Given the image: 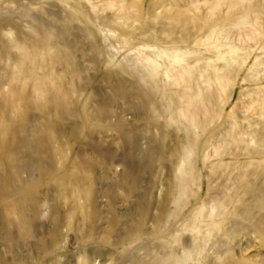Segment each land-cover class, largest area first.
Listing matches in <instances>:
<instances>
[{"label": "rangeland", "instance_id": "rangeland-1", "mask_svg": "<svg viewBox=\"0 0 264 264\" xmlns=\"http://www.w3.org/2000/svg\"><path fill=\"white\" fill-rule=\"evenodd\" d=\"M65 1L0 0L4 42L0 101L8 98L6 107L10 100L16 104L7 116L21 128L10 151L18 155L10 159L18 176L7 178L0 171V264H80L82 258L88 264H176L168 257L171 253L181 258L178 264H264V151L258 150L249 133L245 135L254 130L264 134V116L258 114L264 102V66L258 65L264 62V36L258 44L246 36L254 26L264 34V0H225L227 5L222 0H112L113 8L110 0H91L96 9L89 0H76L95 20L89 26L80 12L72 11L71 17ZM121 8L125 12L137 8L140 23L133 20L127 27L116 23ZM166 11L191 19L197 16L199 21L188 22V32L176 28L175 42L161 46L149 36H164V27L152 18L163 17ZM212 13L219 18L215 26L226 31L230 44L243 47L246 61L237 66L224 91L202 75L208 65L224 67V61L195 40L197 28L205 27ZM33 25L51 26L65 34L61 49L67 62L56 71L64 107L50 111L52 123L45 115L54 103L42 108L45 99L37 100L33 84L13 78L18 72L15 40L24 39ZM208 27L197 39L214 25ZM95 30L100 52L89 35ZM172 48L188 51L187 63L199 70L191 90L175 86L170 90L180 96L178 100L182 93L210 96L208 109H214L207 131L200 132L189 156L195 182L180 207L170 199L169 189L181 175V131L147 108L133 78L125 73L119 77L108 68L141 53ZM161 78L170 81L164 73ZM31 97L32 103L23 108ZM38 125L50 128V149L40 141L43 130L35 133ZM236 125L246 143L228 141L214 154L207 144L210 133L216 131L213 143L220 144L221 132L235 131ZM77 188L85 194L73 201ZM221 202L225 211L212 213ZM76 207L81 209L73 216ZM191 218L198 219L192 228ZM212 223L221 230L211 235ZM197 241L204 248L202 256L185 260L184 254Z\"/></svg>", "mask_w": 264, "mask_h": 264}, {"label": "bare ground", "instance_id": "bare-ground-1", "mask_svg": "<svg viewBox=\"0 0 264 264\" xmlns=\"http://www.w3.org/2000/svg\"><path fill=\"white\" fill-rule=\"evenodd\" d=\"M65 2L67 3L64 6L69 10L71 9V12L78 11L82 14V17L84 18L86 23L85 26H89L90 24L94 23L95 20L92 16L90 17L87 8L79 5L76 0H66ZM206 2L208 3L209 0H206ZM223 3L227 5V2H225V0H222V4ZM89 4L90 6H92V9H96L91 0H89ZM108 5L109 7L113 8L114 1L110 0ZM215 7H218V5H215L214 7L212 6L211 9H217ZM71 12L70 15L71 17H73V12ZM114 18L116 23L120 22L122 27H127L128 23L133 20V22L137 23L141 21V13L137 8L131 12H125L124 9L121 8L118 15H116ZM152 19L153 21L161 23V26H163L166 30L164 36L161 39H158L157 37L154 38V36H149V40L151 42L159 44L161 46L165 45V41L175 42L173 38V31L176 28L181 27L182 30L187 31L188 22H192L194 24L199 21V18L197 16L191 19L188 18L184 13L174 15L169 11H166L163 17H153ZM218 20L219 18L216 14H209L208 18L206 19L207 25L204 24L205 27H200L201 29L196 27L198 31H196L197 33L195 34V40H197V43L205 45L206 48L210 49L209 51L215 52L218 60L224 61V67H217L213 64L208 65L205 68L204 73H201L204 77H206L205 79L210 84H216L220 87V90L224 91L231 81V75L234 71L237 70V68H239L237 66L242 63L244 64L246 61L245 56L241 54L243 47L241 48L238 45L230 44V37L226 33V31L223 28L215 26ZM226 21H224V23ZM210 23L212 25H210ZM239 23H241V21ZM213 25V30H209L210 32L205 33L203 37L197 39V36H199L200 33L206 31L208 26ZM258 27L259 26H254L253 28H250L249 32H247L246 34L249 39H253V41L257 44L263 40L264 36V34L260 32ZM30 28L31 32L26 34L24 39L15 40V42H17V47L19 50L15 59V65L18 68V72L14 74L13 78L14 80H18L20 82L28 83L29 81L33 84L32 86L34 92H36L37 94V100L39 98L45 99V104L42 105V108H44V106L49 102L54 103L53 107L48 109V112L45 115L46 122L52 123L54 120V115L50 111L60 110L64 107V105L61 103L62 85L59 81L61 76L56 71L58 70V68L63 66L64 62L67 60V56L61 49V45L63 43L61 40H63L65 34L57 33L56 29L52 28L51 26L33 25ZM89 35L97 45V51L100 52L101 46L99 32H97L96 30L91 31ZM239 36L241 38V34ZM182 38L180 39V41H182V43H186V40ZM3 44L4 42L0 38L1 51H3L4 48ZM262 51H264V46ZM187 52L188 51L173 48L171 50L158 49L154 54L141 53L136 58H127L120 63L119 67L116 68L111 67V65L108 64V68L111 73H116L119 75V77H122L119 73H125L127 76L133 78L136 86L139 88L142 96L144 97L147 108L151 112L156 113L155 115L163 117L168 121L174 123L177 126V129H179L183 135V139L180 142V154H178L180 155L179 158L181 166L179 167V171L181 172V175L176 177L175 186H173L172 189H169L170 199H173L176 206L179 207L181 206L182 199L188 197V195L192 193L191 186H193L195 182V173L190 165L191 159L189 158V156L195 150L196 144L198 143V140L201 136L200 132L207 131L208 126L211 123L209 120V116L211 118V115L214 111V109L211 107L208 109V106L210 104V96L202 95L200 93L195 95H192L191 93H182L184 97H181L180 100H178L177 98H179L180 96L178 95L179 97L177 96L176 98L177 94L170 90L172 86L183 87V89L185 90H191L192 88L191 83L192 81L194 83V74L197 72V70H199V68L197 67L198 65L192 67L187 63V56L189 54V52ZM158 58H162L163 62H159ZM111 60L114 61V57H112ZM197 63L199 64L198 61ZM231 65H233V68L231 67ZM258 65L264 66V62H259ZM117 68L118 70H116ZM220 68L221 70L218 72ZM161 73L167 75L170 81L166 82L165 80H163L161 78ZM2 86V82H0V93ZM197 88L199 89V87ZM11 90L15 96H20V93L17 92L16 89L12 88ZM208 92L210 93V91ZM212 93L215 94V92ZM32 98L33 97L28 98V103L25 101V103L23 104V108L26 109L32 103V101H30ZM5 100H8V98H4L0 101V107L4 111L3 115L0 114V116H2L0 117V120H2L0 121V171H3L7 178L8 175H10L14 179V175L18 176L19 172H15V167L10 165V159H18V155L13 152L11 153L10 151L11 144H15V142L20 139L19 135L21 132V128H18V125L16 124L17 120L7 116L11 110L17 107L16 104L12 100H10L9 105L6 107ZM45 108H47V105ZM81 113L84 114L83 116H86L84 108L81 109ZM258 114L264 116V102L259 105ZM200 116H204L206 121H204L203 123L200 122L201 120L198 121L200 119ZM234 128L235 131L224 130L223 132H221L223 139L220 144L213 143V141L215 140L214 136L216 131L213 130L210 133V143L207 144L209 145V148L214 151V154H218L220 147H222L223 145H225L224 147H226L228 141L235 144L246 143L244 139H241V128H239L238 125H236ZM237 129H240L239 133ZM39 130H43L42 135H40L41 133L39 132ZM36 132L40 135V141H45L48 149H50V139H52L50 128L48 126L38 125L35 128V133ZM247 133H249L252 136L253 140L258 144V150L264 151V134L260 136L255 130L246 131L245 135ZM217 145L219 147H217ZM140 159L143 161V156L140 155ZM61 192H63L65 197H67L66 189L62 188ZM75 192L76 193H74L72 198L73 201L80 199L82 195L85 194H83V191L79 188H77ZM18 203L19 201L16 200L15 206ZM224 204V202H221L219 204L216 203V206H218L217 210H214L215 207L212 208V213L217 212L221 214L223 211H225ZM80 209L81 208L78 207L74 208L72 215L74 216ZM197 217L199 218L200 216ZM73 218L71 217V220ZM197 220L191 218V221L189 222H192V224L189 226L192 228L194 224L197 223ZM59 225V221L56 222V226L59 227ZM70 226L74 227L73 223H70ZM211 226L212 227L211 231L209 230V234H213V232L221 230L218 224L212 223ZM195 231L200 233L199 229H196ZM199 243V241L194 243V245L190 247V249L184 254L185 260H191L202 256L204 248L203 246H200L201 244ZM161 247L163 248L164 246ZM168 257H170L169 259L172 260V262L174 261V263L176 264H178L181 260V258H178L173 253L168 255ZM80 264H88V261L86 260V258H82Z\"/></svg>", "mask_w": 264, "mask_h": 264}]
</instances>
